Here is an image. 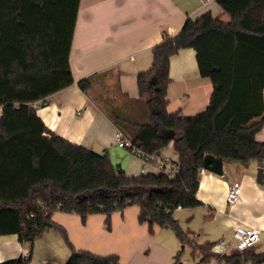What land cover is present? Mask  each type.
I'll return each mask as SVG.
<instances>
[{"label":"trees","instance_id":"trees-1","mask_svg":"<svg viewBox=\"0 0 264 264\" xmlns=\"http://www.w3.org/2000/svg\"><path fill=\"white\" fill-rule=\"evenodd\" d=\"M229 20L206 12L189 18L181 32L153 49V63L138 75L141 103L149 120L123 115L105 103L108 116L135 147L160 153L170 142L181 167L175 177L163 173L127 175L110 152L97 153L54 133L38 115L35 102L74 84L70 53L81 0H0V234H17L29 245L26 256L0 264H26L35 239L47 228L59 230L71 255L65 264H120L117 255L76 250L66 229L53 220L57 211L77 213L83 221L140 206L139 221L172 227L182 242L188 234L174 218L179 207L202 205L197 197L200 169L212 154L224 161L264 160L257 134L264 118L250 125H222L216 116L228 101L264 91V0H216ZM196 51L202 77L213 92L206 110L191 116L167 109L172 56ZM91 78L78 82L88 91ZM216 244L208 245L207 250ZM225 264L264 263V251L248 248L221 258Z\"/></svg>","mask_w":264,"mask_h":264},{"label":"crops","instance_id":"crops-1","mask_svg":"<svg viewBox=\"0 0 264 264\" xmlns=\"http://www.w3.org/2000/svg\"><path fill=\"white\" fill-rule=\"evenodd\" d=\"M209 11L219 19H230L216 0H81L70 53L75 82L45 101L35 102L38 115L50 130L67 140L97 153L109 151L115 162L122 161L127 175H140L142 169H146L145 173H156L153 165L132 152L126 161L119 157L127 155L126 148L116 143L120 129L108 116L109 103L105 102L108 100L123 115L149 120L150 113L141 103L138 89L139 73L151 67L153 49L164 41L165 34L178 35L189 18L196 19ZM84 78L92 79L86 92L78 85ZM170 79L167 88L170 113L191 116L206 110L213 84L201 76L194 49H182L172 56ZM242 99H246L245 105L237 99L228 101L216 116L215 124L220 126L232 117L235 126L250 125L264 118V91L251 95L249 88L243 86ZM1 112L0 107V115ZM256 137L264 142V126ZM160 154L179 160L173 141ZM259 167L264 169V160L224 161L223 175L205 170L200 174L196 194L202 205L175 210L174 218L183 230L182 218L189 222L184 231L192 247L203 252L200 264H225L221 258L234 252L222 255L216 246H231L234 230L240 224L259 228L261 238L264 235V182L257 181ZM233 183L240 184L241 193L236 203L229 204L228 188ZM140 209L137 204L129 205L114 211L109 221L104 213L91 214L83 221L77 213L57 211L53 220L66 229L76 250L117 255L120 264H183L175 255L181 241L176 231L170 226H155L151 232L148 223L139 221ZM47 229L35 239L32 258L37 239L49 231L46 255L51 257L55 252L59 258L52 264H64L69 253L60 248L57 232H61ZM211 243L216 245L208 251ZM25 245L17 234H0V262L28 254L29 245ZM254 246L252 249L257 252ZM57 248L63 251L61 255ZM40 263L48 264L47 258L42 257Z\"/></svg>","mask_w":264,"mask_h":264},{"label":"built area","instance_id":"built-area-1","mask_svg":"<svg viewBox=\"0 0 264 264\" xmlns=\"http://www.w3.org/2000/svg\"><path fill=\"white\" fill-rule=\"evenodd\" d=\"M116 143L119 147L129 149L130 152L140 157L146 164L153 165L156 169V173H163L169 177H175L181 167L180 160H173L165 157L160 153L149 154L137 147H135L132 141L126 138L121 131L116 133ZM142 174H147L146 169H142ZM205 169L202 167L199 171L200 174L204 173ZM241 193V186L239 183H233L228 188L227 200L229 204H234L239 200ZM261 229L243 225H238L234 230V243L227 247L218 245L216 246L217 252L222 255H226L230 250L235 252H243L248 248H252L255 244L260 241Z\"/></svg>","mask_w":264,"mask_h":264},{"label":"rangeland","instance_id":"rangeland-1","mask_svg":"<svg viewBox=\"0 0 264 264\" xmlns=\"http://www.w3.org/2000/svg\"><path fill=\"white\" fill-rule=\"evenodd\" d=\"M124 150V149H123ZM128 150V151H127ZM125 149L124 152L126 151L127 155H120L119 157L120 158H124L123 160L126 161L130 156H132L130 153V150L129 149ZM130 152V153H129ZM111 155V154H110ZM129 156V157H128ZM116 157V156H115ZM112 158V156H111ZM113 163L116 164V165H120V167L124 170V166H123V163L121 160H119V162H115V159H112ZM181 219V218H180ZM184 220V230L187 229L189 226V222L187 221V219H183L182 218V221ZM171 228V227H170ZM49 230V229H47ZM173 230V229H171ZM170 230V231H171ZM49 231H46L42 237H40L39 239H37V248L35 250V254H34V257L26 264H41L40 262L42 261V257L44 258H47V262L48 264H52L53 262H55L56 258H59V255L57 253H53L51 255V257L47 256L46 255V251H47V246L49 244V239H48V242H47V236H48V233ZM53 232H57V231H53ZM174 236H176V233L175 231H171ZM58 236L60 237V245H61V249L65 250L67 253H69V256L66 258L68 260V258L70 257L71 255V250L67 247V245L65 244L66 241L65 239H63V236L61 235V233L57 232ZM191 237L193 239H195V236L191 235ZM179 240V239H178ZM20 241V240H19ZM65 241V242H64ZM22 243V242H20ZM50 243H53V242H50ZM54 244V243H53ZM25 246H28V244H26ZM255 247V250L257 252H262L264 251V235L262 236L261 238V241L259 244H257ZM200 250V249H199ZM198 249H195L194 247H192V243L187 241V242H181L180 241V245H179V249L178 251H176L175 255L177 254L176 258H178L179 260V263H183V264H200L201 262V259L203 258V252L200 250L199 251ZM57 252H59V254L61 255L63 253V251L59 248H57ZM236 253V252H235ZM234 254V253H233ZM27 254H24L23 256H26ZM22 255H19L17 256L16 258L20 257ZM66 260V261H67ZM34 262V263H32ZM175 262V260H174ZM66 263V262H65ZM64 263V264H65ZM249 264V262H248Z\"/></svg>","mask_w":264,"mask_h":264},{"label":"water","instance_id":"water-1","mask_svg":"<svg viewBox=\"0 0 264 264\" xmlns=\"http://www.w3.org/2000/svg\"><path fill=\"white\" fill-rule=\"evenodd\" d=\"M223 164L224 160L217 158L212 154H207L204 158L203 168L216 174L223 175ZM257 181L259 183L264 182V169L261 167L258 168Z\"/></svg>","mask_w":264,"mask_h":264}]
</instances>
